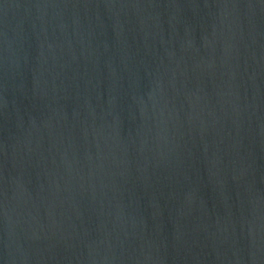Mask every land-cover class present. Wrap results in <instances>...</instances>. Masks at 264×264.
Here are the masks:
<instances>
[{
    "label": "water",
    "instance_id": "water-1",
    "mask_svg": "<svg viewBox=\"0 0 264 264\" xmlns=\"http://www.w3.org/2000/svg\"><path fill=\"white\" fill-rule=\"evenodd\" d=\"M0 264H264V0H0Z\"/></svg>",
    "mask_w": 264,
    "mask_h": 264
}]
</instances>
